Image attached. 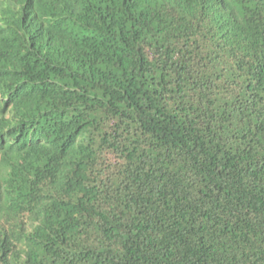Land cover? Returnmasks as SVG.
Listing matches in <instances>:
<instances>
[{"label": "trees", "instance_id": "1", "mask_svg": "<svg viewBox=\"0 0 264 264\" xmlns=\"http://www.w3.org/2000/svg\"><path fill=\"white\" fill-rule=\"evenodd\" d=\"M0 264H264V0H0Z\"/></svg>", "mask_w": 264, "mask_h": 264}]
</instances>
